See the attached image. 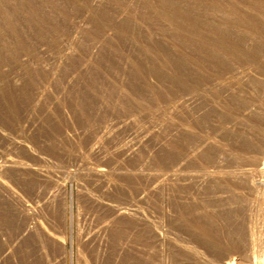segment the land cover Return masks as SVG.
Wrapping results in <instances>:
<instances>
[{
  "label": "rangeland",
  "instance_id": "1",
  "mask_svg": "<svg viewBox=\"0 0 264 264\" xmlns=\"http://www.w3.org/2000/svg\"><path fill=\"white\" fill-rule=\"evenodd\" d=\"M7 1L0 264H264V0Z\"/></svg>",
  "mask_w": 264,
  "mask_h": 264
},
{
  "label": "bare ground",
  "instance_id": "2",
  "mask_svg": "<svg viewBox=\"0 0 264 264\" xmlns=\"http://www.w3.org/2000/svg\"><path fill=\"white\" fill-rule=\"evenodd\" d=\"M26 1L27 0H20L18 2V4L21 5V6L27 5ZM8 2L9 1L6 2V0L5 1L4 0H0V25H2V23H5L6 25H8V26L11 25V27H12V18L11 17H12V12L14 11L15 8H12L11 6H9L7 4ZM32 15H34V14H32ZM31 17L32 16H30V19H32ZM34 17L37 18V19L34 18V20H38L39 19L37 14H35ZM3 26H1V27L4 28ZM230 262H232V261H230ZM228 264H233V263H228Z\"/></svg>",
  "mask_w": 264,
  "mask_h": 264
}]
</instances>
